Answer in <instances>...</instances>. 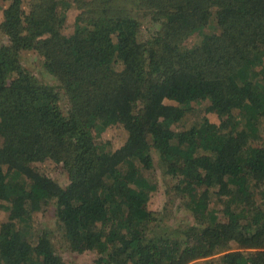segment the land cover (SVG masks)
Returning a JSON list of instances; mask_svg holds the SVG:
<instances>
[{
    "label": "trees",
    "instance_id": "16d2710c",
    "mask_svg": "<svg viewBox=\"0 0 264 264\" xmlns=\"http://www.w3.org/2000/svg\"><path fill=\"white\" fill-rule=\"evenodd\" d=\"M119 2L0 0V264H64L57 243L97 264H264V0H133L147 37ZM114 125L115 151L96 140ZM165 181L194 223L148 210ZM49 208L58 238L34 220Z\"/></svg>",
    "mask_w": 264,
    "mask_h": 264
},
{
    "label": "rangeland",
    "instance_id": "374dc122",
    "mask_svg": "<svg viewBox=\"0 0 264 264\" xmlns=\"http://www.w3.org/2000/svg\"><path fill=\"white\" fill-rule=\"evenodd\" d=\"M117 1V0H116ZM122 2H119L121 5L122 13L131 14V11L134 12H141L138 14V19L141 22V35L144 37L149 36L151 30H155L157 27L156 25L153 27V19L150 16L144 15L145 12L143 9L138 8L133 2V0H120ZM132 1V2H130ZM31 4V0H24V8L28 11L29 5ZM81 14V11L72 8L68 10L67 12V22H66V35H71L75 31V24L76 21ZM135 14V13H134ZM148 14V13H147ZM2 17L0 16V21ZM153 27V28H152ZM211 32L216 33L218 30L216 29L215 21L214 19L210 22L209 26L206 28V34H210ZM199 35H196L195 37H198ZM190 41V40H189ZM188 41V43H189ZM7 43V38L4 39V35L1 33L0 30V44ZM21 63L24 69L32 73L39 81L53 85L58 86V83L56 79L50 75L46 69L44 68V65L42 63V60L40 56L33 51H25L21 54ZM62 91V90H61ZM66 94L62 91V100H66ZM167 104H173L177 105L174 102L166 101ZM63 106H67L66 103L63 104ZM184 126L182 128H190L193 125V122L186 121L183 122ZM263 135L262 140L260 144L264 143V129H263ZM97 143L102 146H111V149L113 151L120 149L127 140V133L122 125H114L108 128H104L97 134ZM153 156L155 158V171L157 174L159 173L160 177L163 173L162 170H164L163 166L161 165V162L158 158V154L156 152H153ZM62 165H56L53 162H48L42 165V168L50 173V175L53 176V178L60 183L63 186H66L68 184V177L65 171L62 168ZM167 179L168 185L173 186L170 184V179ZM164 183V182H163ZM162 188L159 192L155 193L151 200L149 201L147 208L150 211L157 212V213H163L165 211V208L168 206V209L172 212V217L177 219L178 221L174 220V223L177 224H186L187 222L194 223L195 219L192 214H190L188 208L185 207L186 205L182 203L180 197H177L174 190L169 191L170 193H166V181L164 185L162 184ZM223 207L219 206L216 208L217 215H219L220 219H224V214L222 212ZM54 209L49 208L46 211H42L40 213H36L34 215V220L36 222L42 223L47 230L51 233L52 238H58V224L57 219L54 217ZM7 211L4 209H0V225L7 221ZM180 221H183L182 223ZM172 224V222H171ZM56 232V233H55ZM57 246H60L62 249L63 254V262L64 264H97L98 255L92 254L90 256L85 255H79L74 252H69L63 249V245L60 243V245L57 243ZM232 249L239 250V247L237 244L233 243L231 244ZM216 259H214L215 261ZM201 263L202 261H198Z\"/></svg>",
    "mask_w": 264,
    "mask_h": 264
}]
</instances>
